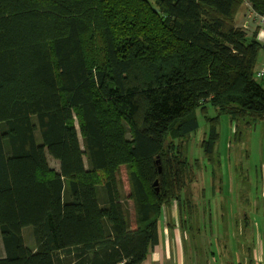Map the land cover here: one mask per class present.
<instances>
[{"label": "trees", "instance_id": "16d2710c", "mask_svg": "<svg viewBox=\"0 0 264 264\" xmlns=\"http://www.w3.org/2000/svg\"><path fill=\"white\" fill-rule=\"evenodd\" d=\"M245 2L264 15V0H0V264H143L163 210L196 208L181 143L198 114L216 169L221 115L236 136L264 121Z\"/></svg>", "mask_w": 264, "mask_h": 264}, {"label": "rangeland", "instance_id": "374dc122", "mask_svg": "<svg viewBox=\"0 0 264 264\" xmlns=\"http://www.w3.org/2000/svg\"><path fill=\"white\" fill-rule=\"evenodd\" d=\"M246 3L249 2L244 3L246 7H243V4L239 8L235 17V25L238 13L243 12L242 8L249 10L248 6L251 4L249 3L247 6ZM241 15L239 19L240 22L242 21L240 23L241 27L246 23L245 26L250 35L248 36L252 38L255 34L254 23L258 20L257 16L252 12L248 13V15L247 13ZM257 15L264 17V15ZM258 61L259 64L264 63V49L260 50ZM260 83L262 82L260 81ZM208 115L214 117L217 115V111L209 107ZM198 120L200 123L199 130L192 134L189 140L181 143L190 161V172L194 182L192 184L189 183L191 188L183 191L181 197L185 200L191 199V202L195 204L194 206L198 210L194 211V213L196 212L195 215H199L200 221L201 217H204L202 237L205 241L212 243L207 245V250L210 253H216L217 244H219L218 232H220V227L222 231L224 225L226 227L230 225L227 221L222 224V215H226L225 219L230 218L232 215H253L254 211L251 208L253 204L258 215L264 214V121H260L256 126L252 127L238 124L240 135L236 136V124L230 120L229 116L221 115L219 122L220 137L215 150L221 165L220 168L218 167L219 169H216L206 157L202 147L203 139L208 137L210 124L202 113L198 114ZM49 162L52 168L59 169V164L56 160L49 159ZM216 176L218 179L214 182V177ZM121 178L124 184V192L129 195L130 188L127 182L125 166L121 167ZM213 184H215L214 190ZM129 196L127 197L126 207L133 222L132 224H135V207ZM181 209L178 208L180 211ZM173 210L174 208L171 211ZM163 211V214L171 212L168 209L166 212L165 210ZM218 211L220 212L219 214ZM193 221L194 226L196 221L194 219ZM23 236L26 245L33 248L35 240L31 226L24 228ZM239 238L236 239L235 236L234 239L238 242ZM230 241L232 244L234 243L232 240ZM193 243L195 244L194 241ZM227 245L229 247V243ZM2 252L3 246L0 233V254Z\"/></svg>", "mask_w": 264, "mask_h": 264}, {"label": "crops", "instance_id": "0c3cea01", "mask_svg": "<svg viewBox=\"0 0 264 264\" xmlns=\"http://www.w3.org/2000/svg\"><path fill=\"white\" fill-rule=\"evenodd\" d=\"M246 5L248 6L247 3ZM242 9L243 12H239L236 18V26L248 34V29L244 28L246 23L241 27L242 21L240 22L239 19L241 14L247 13L248 15L250 13V7L249 10ZM254 27V33L264 44V29L259 26L257 20ZM259 36L261 37L259 38ZM263 68L264 63L259 64L257 60L255 72L257 73ZM257 79L263 82L260 78L257 77ZM188 203L192 202L188 201ZM176 204L178 203L172 202L169 207L164 209L166 212L167 209L171 211L174 208L169 214L164 213L160 218L159 243L150 249L143 264H264V214L258 215L254 204L251 207L254 211L253 215H232L227 219H225L226 215H222V224L227 221L230 225L228 227L224 225L222 231L220 227L216 253H210L207 250V245H210L211 242L205 241L202 237L204 217H201V222L199 215H195L194 211L198 209L187 210L184 206L179 204L176 206ZM178 208H182L181 211ZM193 219L197 220L194 226L192 225ZM235 236L236 239L240 237L238 242L235 241ZM230 240L234 243L232 244ZM227 243H229V247Z\"/></svg>", "mask_w": 264, "mask_h": 264}, {"label": "built area", "instance_id": "2783aa9c", "mask_svg": "<svg viewBox=\"0 0 264 264\" xmlns=\"http://www.w3.org/2000/svg\"><path fill=\"white\" fill-rule=\"evenodd\" d=\"M247 4H249V3H247ZM248 7H250V12L255 13V11L253 10L251 5H249ZM255 15L257 16V19H258L257 22H258L259 26L262 29H264V17L258 16L257 13H255ZM245 25H244V28H246ZM256 75H257L258 78H260L264 82V68L262 70L258 71L256 73Z\"/></svg>", "mask_w": 264, "mask_h": 264}, {"label": "water", "instance_id": "95a60500", "mask_svg": "<svg viewBox=\"0 0 264 264\" xmlns=\"http://www.w3.org/2000/svg\"><path fill=\"white\" fill-rule=\"evenodd\" d=\"M157 184H158V181H156L154 185L156 186Z\"/></svg>", "mask_w": 264, "mask_h": 264}]
</instances>
